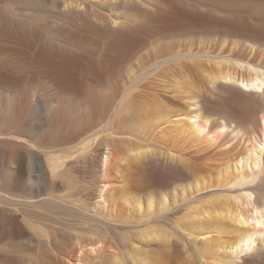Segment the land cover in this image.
I'll list each match as a JSON object with an SVG mask.
<instances>
[{
	"label": "bare ground",
	"instance_id": "obj_1",
	"mask_svg": "<svg viewBox=\"0 0 264 264\" xmlns=\"http://www.w3.org/2000/svg\"><path fill=\"white\" fill-rule=\"evenodd\" d=\"M1 1L6 2L4 0ZM82 1L83 6L82 4L75 6L78 12H88L91 7L97 11L96 5L86 0ZM152 1L141 0V4H151ZM159 1L161 5L157 6L154 9L155 11L153 10L154 12H147L143 22H141L142 24L129 28H120V26L111 28L116 31L117 35L106 41L104 39L102 45L98 39L93 37H98L95 34L103 32L104 27H111L108 24H96L91 30L89 29L91 32H88L91 33L90 35L93 34L92 37L88 33L67 32L69 39L80 42L85 47L89 45L91 50H86L83 47V49L76 48V46L72 47L68 43H64L56 30L51 29L53 32L46 30L47 32L44 33L43 31L41 33L38 31L40 33V42L32 54L34 56L33 62L43 67L45 73H48L54 79L55 87L60 93H65L66 95L74 94L77 96L76 98L80 99L83 105L81 107L83 110L81 111V108L79 110L81 111V116L85 117L90 114L97 116L98 109L100 110L101 107L104 109L109 106L108 95L110 94L108 92V97H102L100 93H95L91 90L92 86L102 81L104 75L113 71V67L121 57L137 48L142 35L150 32V27V30L152 28L155 29L156 33L154 34L161 35L190 30L202 32L204 30L209 33H216L217 38L215 40L218 47L215 46L217 49L206 52L209 57L206 61L210 62V65L212 64L211 69L206 64L208 69L204 70L205 68H203L205 74L202 73L203 77L207 76L205 78H207L209 90L212 93L210 95H214V97H211L208 93L196 90L193 78L190 80L184 75V78L187 77L189 79V84L191 83L192 85L193 83L192 86L195 90L188 84L190 87H185L182 82H178L176 89L172 88V92L165 93L166 98H169L168 101L173 100L171 104L164 102V99L158 95L156 97L158 101L156 103L157 108L156 106L145 108V119L142 120L145 122L143 124L148 126L147 128L151 126V129H159V132L164 135L172 136V138L179 136L180 139L190 138L192 144L186 145L188 147H177V144L174 145L179 140L173 142L172 145L169 144L173 148L171 147V151L166 152L168 156L163 159L166 163L180 166L179 168L183 171L186 169V172L190 173V175H193L192 171L199 170L200 167H203L201 166L202 164L207 163L206 161L210 159L208 152L211 153L213 151L203 152L199 148H193L195 142H198L201 138L202 140L205 138L206 141H216L217 144L214 143V145H217V150V147H219V150L223 146L225 148V145L229 144L231 140H234L237 143L236 145L242 146V151L235 152V156L227 162L223 158L226 162L223 165L225 170L222 171V174H220L221 170L218 171L219 173L217 172L222 177L215 180V184L212 182L213 184L206 185L207 181L199 183L198 179L196 180L197 177L192 180L193 182H188L182 189L181 199L177 200L176 196L174 198L177 202L175 209L185 206L186 213H183L182 222L191 229V234L196 232L195 237L209 234L212 230L224 232L225 227H222L221 224L224 220V222L227 221L229 223L230 227H228L230 229H226L225 232L227 234L231 233L232 236L230 238L222 240L218 239V236L216 238L218 240L215 242L214 239L209 237L203 240L201 248L206 249V252L213 256L209 258L211 262L206 258L205 262L207 263L208 261L207 264H237L236 260L240 258V253L243 252L245 257L242 256L244 257L242 258V264L264 263V249L257 250L259 246L264 247V0ZM6 3L8 6H0V21H5L12 14H16L12 13L15 8H12L11 2L7 1ZM212 3L214 4L212 5ZM72 9L70 8V10ZM35 15L40 16L37 18ZM23 17L32 29L35 26L43 25L39 24V20L43 19L42 14L32 12L27 17ZM118 24L120 25V23ZM32 29L24 30L23 36L25 38L34 37V30ZM4 34L9 39L7 41H10V39H21V35L13 31H6ZM98 38H100V35ZM202 53L204 55L205 52ZM0 54H2L1 51ZM96 54L97 56L95 57L94 55ZM191 54L193 55V53ZM166 57L168 58V56ZM176 57L179 56L176 55ZM186 58L188 59L186 60ZM186 58L184 55L182 59L188 61L193 56L192 58ZM196 59H193V61ZM33 62L31 61V63ZM1 63L0 69L3 67ZM159 64L158 62L159 69H161L163 64L161 63L162 67ZM155 65L158 69L157 63ZM164 65L166 67L167 64ZM186 65L188 64L186 63ZM189 65L193 66L192 64ZM173 66H176V63ZM198 66L200 67L199 64ZM165 67L161 70L162 73L164 71L167 73V68H173L172 66V68ZM185 67L187 70L189 66ZM195 67L193 66V68ZM156 68L154 71L157 70ZM177 68L180 67L178 66ZM184 68L181 70L184 71ZM156 72L159 71L157 70ZM162 73L157 75L162 76ZM186 80H184L185 83H188V80L187 82ZM21 81L24 82V79ZM21 81L9 76L3 82H0V264H15V242L23 245V250L18 252L16 256L21 257L25 264H83L84 259L88 256L91 257L92 253L98 256L105 252L115 257L116 264H124L125 260L122 262V256H120L121 259L120 257L118 258L117 251L119 248L122 249V247L126 246L123 242L122 246L120 245L116 234L118 230L125 226V223L120 220L124 218L122 211L130 205L132 206L130 209H137V211L141 212L143 200L139 190L135 191L132 189L133 191L131 190V192L130 188L126 189V187L124 190L122 189L124 186L120 188L117 185L115 175L118 169L116 170L115 160L118 157L119 141L124 139L117 136L132 135L135 137L133 128H130L126 122L122 121L125 118L121 120L119 116L117 118L120 119L116 120L114 127H110L109 122H106L100 128L94 129V131L89 130L91 132L88 133L85 130L86 126L85 128L83 126L84 132L81 133V128L80 132H77L81 136L83 135L78 143L75 141L76 144L67 149L58 148L50 140H52L51 136H53V133L62 130L63 123H66L65 118L67 119L69 116V114L67 117L64 116L65 110L68 109L63 106L65 102L62 104V101L60 102L61 99L57 100L58 98H56L52 102L51 107L48 106L47 113L42 109V112H45L44 115H46L44 120L39 115L41 113L38 114V109L36 112L31 108L33 106H29L31 103L29 95L23 93V91L18 92L16 90L17 83ZM163 84L161 82V86ZM56 96L59 97V93ZM176 98H180L175 101L182 108L175 104L174 99ZM39 106L42 108L43 105ZM160 106L164 109H159ZM33 112H36L43 122L37 121L36 126L31 128H28V124H30L28 123L26 124L27 128H24L25 123L23 126V120L27 119L28 121L29 113L36 115ZM30 114L29 117L31 116ZM36 118L37 116L34 120ZM32 119L30 120L33 121ZM72 122L70 121V123ZM137 122L139 125L140 121L137 120ZM80 124H82L81 121L78 125ZM129 128L132 131H127ZM145 128H140V130L143 129L141 130L143 132L147 129ZM150 128L149 130H151ZM147 130L145 133L148 132L147 134L149 135L154 129L150 132ZM57 132L56 134L58 135ZM103 132L107 133L102 134ZM214 132H217L215 133L216 135ZM84 134L86 135L84 136ZM65 135L67 136V134ZM127 142L129 143V140ZM214 145L213 148L215 149ZM174 147L177 148L174 149ZM228 147L231 146L228 145ZM123 149L127 151V148ZM145 150L139 146L133 150L130 148L129 152H133L134 157L138 158V156L146 152ZM227 151L225 150V153ZM218 152H221L220 154L222 155L223 151ZM126 154L125 157L127 156ZM230 155H233V152ZM230 155L228 156L230 157ZM121 159L126 160L124 158ZM212 160L214 159L212 158ZM188 170L191 171L188 172ZM229 185L231 186L229 187L230 189L240 186L241 189L236 191L243 192V194L226 195L225 200L221 202V196L216 195L219 193L217 192L214 194L215 196L209 195L208 198L201 200L202 202L192 204L198 196L196 193L199 191L211 188L209 189L210 191L213 187L220 188ZM153 202L152 196H148L145 201L143 210H146L147 219L153 216ZM166 202L167 199L163 196L161 200L162 209L168 210ZM126 205L128 206L126 207ZM157 226L159 225L146 227L142 230V236L145 239L150 238V240L155 238L166 240L167 238L165 239V237L167 235H164L162 231H158ZM210 227L212 229H209ZM131 248L133 249L132 246ZM139 248H134L135 256L140 258V261L148 260L149 253L146 252L147 250L142 251ZM204 250H202L203 253L205 252ZM219 250L222 252L220 253ZM127 252L129 254V251ZM150 257L152 258V256ZM147 262L144 263L162 264L159 257Z\"/></svg>",
	"mask_w": 264,
	"mask_h": 264
},
{
	"label": "rangeland",
	"instance_id": "obj_2",
	"mask_svg": "<svg viewBox=\"0 0 264 264\" xmlns=\"http://www.w3.org/2000/svg\"><path fill=\"white\" fill-rule=\"evenodd\" d=\"M4 1L11 2L10 4L12 5V8L13 7L15 8V9L13 8L14 11L12 13H16V14L11 13L13 16L14 15L15 16L13 17L11 15L7 20H5V21L1 20L2 22L0 21V51L2 53V54H0V60L3 58L2 60L6 61V62H4L1 60L2 63L0 62L1 64H3L2 69H0V71H1L0 72V82H3L9 76L15 77V78L19 79L20 81L22 79H24V82L23 81H21L22 83L18 82L17 85H19V86L16 85L15 88L18 92L23 91V93H26L27 95H29V98L31 99V101L29 100L31 102V103L29 102L30 103L29 106H33L34 108H36V109H34L33 107H31L34 111H36L38 109L37 110L38 114L41 113L39 115L44 120H45L46 115H44L45 112L43 113L42 109H43V111H46V113H47V110L49 109L48 106L51 107L52 102H54V100L56 98H58L57 100L61 99L60 102L62 101L61 102L62 104L65 102L63 104V106H65L64 108H68V109L65 110L66 112H64V116L67 117L69 114L70 117L68 116L67 119L65 118L66 123H63L64 125L61 128L62 130L60 132L56 131L58 133V135L56 134V132L53 133V136H51L52 140H50L51 142L53 141L52 144L57 145L58 148L62 147L63 149L64 148L67 149L70 146H73L74 144L78 143L79 140L83 137V135L81 136L80 134H78L80 132V128H81V133L84 132L83 126H84V128L86 126L85 130H87V132L89 133L91 131H94V129L96 130V129L100 128L106 122H109L110 127H114L116 125V120L120 119V118H121V120H122V118H125V119L127 118L126 120L123 119L122 121L124 123L126 122V124L128 126H130V128L132 127L133 128L132 130L135 132V133L133 132L135 137L132 135H131L132 137L128 136V135H124V137L117 136V137L122 138V139L124 138L125 141L123 139V140L119 141L120 143L118 144V147H119L118 148L119 150L117 152L118 157H116V160H115V166L117 167L116 170L118 169L117 170L118 172L116 171L115 176H116L117 185H119L120 188H122L124 186V188H122L124 190L127 187L126 189L130 188L129 189L130 191L132 189L135 191H137V190L140 191V193H139V191H138V193L142 197L141 199L143 200V203H142L143 208L141 209V212L137 211V209H134V210L130 209V208H132V206H130V205L129 206L126 205V207L127 206L128 207L123 209L122 212L124 214H122V216L124 215L123 216L124 218L121 217L123 219H120V220H122V222L125 223L124 224L125 226L123 225L124 226V227H122L123 229L121 228L120 230H118V232H116V234L118 236L117 241L120 242V245L123 242V243H125L124 245L126 247H122V249L119 248V250L117 251L118 258L120 256H122V258H123L122 262H123V260H125L124 264H145L148 260H152V259L158 258V257L161 260L162 264H186V262H187V264H207L208 261H207V263L205 261L207 259L210 260L209 258L213 257V256H212V254L209 255L206 252L207 251L206 249L204 250L203 248H201L203 246L202 245L203 240L209 237L210 239H214V242H215L218 239L225 240V239L230 238V236H232L231 233L227 234L225 232L226 229H230L229 223L227 221L224 222L225 221L224 220L223 223L221 224L222 227H225V229H224L225 234L222 231L217 232L216 230H212L209 233L210 235L206 234V235H200V236L195 237L196 232H193V234H191L190 233V232H192L191 229L186 227L185 223L182 222V217H184L183 213L184 214L186 213V209L184 208L185 206L180 207L179 209H175L177 202L175 201L174 198L176 196V199L180 200L182 197L181 192H182L183 187L185 185H187L188 182L192 181L196 177H197L196 180L198 179L199 183L200 182L202 183V181L203 182L207 181L206 185L213 184V183L215 184V182H216L215 180H217L219 177L220 178L222 177V176H219L218 171L221 170L220 174H222V171L225 170L223 165L230 158H233L235 156V154H236L235 152L238 153L239 151H242V149H241L242 146L236 145L237 143L234 140H231L229 144L227 143L225 145V148H223L224 147L223 146L219 150V147H217L218 148V150H217L216 149L217 145H214V143L217 144L216 141L214 142V141L208 140L209 141L208 142V141H206L205 138H203V140L201 138L200 140H202V141L199 140L200 142L199 141L195 142V146L196 145L197 146L196 147L194 146L193 148H195V149L199 148L203 152L213 150L212 151L213 153L208 152L210 161L208 160V161H206L207 163L201 165L205 169L203 167H200L199 170L194 171V172L192 171L191 173H193V175H190V173L188 174L186 172L187 171L186 169H185V171H183L182 169L179 168L180 166H176L173 164L166 163L163 160L165 157L167 158V156H168L167 153L169 152V150L171 151V149L173 148L171 146L173 144V142L179 140L181 142L177 141V142H175L174 145L177 144V147L178 146L188 147L189 145L192 144L190 138L183 139L181 137L182 139H180L179 136H175L176 138L173 136L174 138H172V136H167V135L162 134V132H159V129H156V128H153L154 130L151 129L152 128L151 126H149V128L151 127L150 128L151 130H149V128H147L148 126H146V124H143L145 122L142 119H145V117H144L145 108L151 107V106L152 107L156 106V103H158L156 97H158V95L164 99V102H168V104H171V102L173 100L170 99L171 101H168L169 98H166L165 93L168 94V93L172 92L173 89H176L177 85L179 84L178 82H182L183 84L182 83L181 84L184 85L185 87L191 86L192 89H194V87L192 86L194 83V85L196 86V88H195L196 90H199L200 92L208 93L209 95L212 94L209 90L208 81L206 80L207 78H205L207 76L203 77L204 75L202 73L205 74V71H203V68H205L204 70H206L208 68L211 69L212 64L210 65L209 64L210 62L206 61L209 59L206 52L208 53V51H211L212 49L213 50L217 49L218 46L216 45V40H215L217 38L216 33H209V32L204 31V30H203V32L202 31H196V30H190V31H186V32L173 33L170 35H161V34H154V33H156L155 29L152 28L150 30V28H151L150 27L149 28L150 32L146 35H142L140 43L137 45V48L134 49L135 51L132 50V51H130V53H127L125 56L121 57L119 59V61L115 64V66L113 67V69H112L113 71L104 75L102 81L95 83L92 86L91 90L93 92L100 93V96L102 95V97L103 96H106V97L109 96V98H108L109 99V106L104 108L106 111L104 109H102V107H101L100 110L99 109L97 110L98 112L96 111L98 113L97 116L96 115L94 116V114H92V115L90 114L91 116L87 115V116L83 117L80 115L81 111L83 110L81 108V107H83V105L81 104L80 99L76 98L77 96L74 94H69V95L67 94L66 95L65 93H60L55 87V84L53 81L54 79L51 78L48 73H45V70L43 69V67H40L39 65L34 64V62H33L34 56L32 54L34 53L35 49L38 46V43L40 42V39H39L40 33L42 31H43V33L47 32L46 30H48V31L50 30L51 32H53V30L54 31L56 30L57 33H59V36L62 38L64 43H68L72 47L73 46H76V48H82L83 47L84 49L86 48V50H91L90 49L91 47L89 45H86V47H85V45L81 44L80 42H77L74 40L72 41L71 39H69L68 33L78 31V32H81L83 34L88 33L90 35L91 34L90 33L91 28H93L96 24H101V25L108 24L111 27H108V26L104 27V30H103L104 33L103 32L97 33V34L94 33L98 37L100 35V38H98L96 36H94L93 38L98 39L102 45V43H104V41H106L107 39L113 38L117 35L116 31H114L111 28L116 27V26H120V28H125V27L129 28L131 26L134 27V26H138V25L142 24L141 22H143L145 14L147 12H154L155 11L154 9L157 6L161 5V2L159 0H157L158 2L156 0H153L151 4H144V3L141 4V0H124V1L123 0H86V1L90 2L91 4L96 5L97 11L92 9V7H91V9L88 12L87 11L78 12L75 6L77 4H82V6H83L82 0H4ZM1 2H0L1 7L4 5L8 6V4L6 2H3V1H1ZM16 4H17V6H16ZM213 4L214 3H212V5ZM70 8H73V9L70 10ZM32 12L43 15V19L41 18L39 20V24L40 23L43 24V25H41L42 28H40L41 26H39V27L35 26V28L32 29L28 25L29 23L26 21V19H24L23 16L27 17V15H29ZM2 13H5V12H2ZM39 16H36V17L38 18ZM115 22H117V23H115ZM118 23H120V25ZM123 24H125V25L123 26ZM127 25H130V26H127ZM82 26H83V28H82ZM30 29L34 30V32H33L34 37L25 38L23 36V31L24 30H30ZM51 29H53V30H51ZM6 31L7 32L13 31L15 33H19L21 35V39H19V40L10 39V41H7L9 39L4 34ZM58 31H60V32H58ZM88 31H90V32H88ZM102 33H103V35H102ZM92 35H90V36L92 37ZM70 42H72V43H70ZM213 45L214 46L216 45L217 47L216 46L214 47ZM194 52H195V54H194ZM202 52H205L204 55ZM179 53H181V54H179ZM191 53H193V55ZM196 53H198V54L200 53V54L199 55L197 54L198 55L197 56ZM176 55L179 57H176ZM184 55H185V58L186 57L192 58V56H193V58L192 59L189 58L188 61H184L185 59H182V58H184ZM194 55H195V57H194ZM94 56L96 57L97 54ZM166 56H168V58ZM205 56H206V58H205ZM195 58H197V59L195 61H193V59H195ZM187 59L188 58H186V60ZM203 59L206 63L203 61ZM164 60H165V63H164ZM198 60H200V61H198ZM31 61L33 63H31ZM180 61H184V62L181 63ZM158 62L160 63L159 65L161 67H162L161 63L167 64V65L165 67V65L163 64V67L161 69H159ZM170 62H171V65H170ZM155 63H157L158 69L156 68ZM174 63H176V66H173ZM186 63L188 65H186ZM196 63H197V66H196ZM189 64H192L194 67L195 66L196 67L193 68V66H191ZM198 64L200 65V67L198 66ZM206 64H207L208 68H207ZM184 65L189 66V67H187V70H186V67ZM167 66L168 67L172 66L175 69H173L172 67L171 68L173 70L169 69V68H167ZM178 66L180 68H177ZM164 67L167 68V73L164 71L165 74L162 73V71H161L162 69H164ZM191 67H192V69H190ZM155 68L159 72H156L157 70L154 71ZM183 68H184V71H182ZM168 69H169V72H168ZM193 69H194V71H193ZM26 70H29V71H26ZM177 70H179V71H177ZM158 73L160 75L162 73L164 76H167V77H164L163 75L162 76L157 75ZM156 75H157V77H156ZM184 75L187 76L188 78H190V80L193 78L192 85H191V83L189 84L190 81L187 77L184 78L185 77ZM181 76H183V77H181ZM182 78H184V79H182ZM185 79L188 80V83H185V81H184ZM187 80H186V82H187ZM149 81H151V82H149ZM142 82L143 83L145 82V83L143 84ZM161 82H162V84L164 83L163 85L165 87L163 85L161 86ZM147 83H149V84H147ZM150 83H151V85H150ZM174 83H176V84H174ZM154 84H155V86H153ZM187 84L190 86H188ZM175 85H176V87H175ZM168 86H170V87H168ZM149 87H151V88H149ZM179 90L184 91L183 89H179ZM43 92H44V94H43ZM58 93H59V97L56 96V95H58ZM107 93L110 95L107 96ZM112 93H113V95H112ZM156 93H157V95H156ZM30 94H31V96L32 95L33 96L31 97ZM210 96L214 97V95H210ZM178 99H180V98L174 99V102L176 105H177V102L175 100H178ZM142 102H143V104H141ZM178 102L182 103L180 101H178ZM111 103H112V105H111ZM122 103H123V106H122ZM144 104H145V106H144ZM175 104H174V106H176ZM182 104H184V103H182ZM39 105H43L42 108H40ZM124 105H127V106H124ZM177 106L179 108H182V106H180V104ZM120 107H122V108H120ZM124 107H126V108H124ZM80 108H81V111H79ZM135 108H136V110H135ZM141 108L144 109V111H142ZM156 108H157V106H156ZM39 109H41V110H39ZM129 109H130V111H129ZM159 109H164V108L162 106H160ZM39 111H41V112H39ZM127 111H129V112H127ZM36 112L35 113L33 112L36 115H32V113L31 114L29 113L31 115L30 117H32L33 119L30 118L29 114H28V121H27V119L23 120L22 125L25 123L24 124L25 126L23 125L24 128H27L26 124H28V123H30V124H28V126H29L28 128H31L32 126L33 127L36 126L37 121L43 122L42 118H40ZM141 112H142V114H141ZM122 114H123V117H122ZM131 114H132V116H131ZM36 116H37V118H36V120H34ZM119 116H120V118H117ZM30 119H32L33 121H31ZM87 119H89V120H87ZM91 120H93L94 122ZM137 120L140 121L139 125H138ZM24 121H27V122H24ZM70 121L74 122V123L72 122L74 126L72 125V123H70ZM80 121L82 122V124L78 125L80 123ZM90 121L92 124L90 123ZM33 122H35V123H33ZM131 123L133 124V126ZM142 125H143V127H142ZM167 125H170V124H167ZM128 126H126V128H128ZM88 127H90V128H88ZM145 127L149 130V132L153 130V132L149 134L152 137L147 134L148 132L145 133V131L147 130ZM130 128L127 129V131L131 130ZM140 128H143V129L145 128L146 130L142 132L141 130H143V129L140 130ZM137 129H138V131H137ZM89 130H91V131H89ZM68 131H70V132H68ZM75 132L76 133L78 132V133L76 134ZM60 133H64V134H60ZM105 133H107V132H103L102 134H105ZM215 133H217V132H214V134ZM65 134H67V136ZM75 135H78V136H75ZM85 135L86 134H84V136ZM65 136H66V138H65ZM69 136H70V138H69ZM148 136L151 138H149ZM76 138H78V139H76ZM128 140H129V143L127 142ZM188 140L190 143L187 142ZM75 141H77V142L75 143ZM154 141H156V142H154ZM64 142H65V144H64ZM130 142H132L133 144L132 143L130 144ZM136 142H137V144H135ZM147 142L149 143V145ZM203 142H206V143H203ZM122 143H125V144H122ZM197 143L198 144L200 143V145H198ZM155 144H156V146H155ZM169 144H171V145H169ZM186 145H188V146H186ZM213 145H214L215 149L217 150V152L223 151L222 155L220 154L221 152L220 153L216 152V150L213 148ZM228 145L231 147H228ZM139 146H140V148L142 147L143 150L146 149L145 150L146 152L143 155L138 156V158H135L133 155V152L130 153L129 150H130V148L132 150L134 148L136 149ZM226 146H227V148H226ZM204 147H206V148H204ZM123 148H127L128 153H127L126 149H123ZM176 148L174 147V149H176ZM221 149H223V150H221ZM161 150L163 153L161 152ZM225 150H228L227 153H225ZM231 150L233 152V155H230V154H232ZM122 152H124V153H122ZM150 152H151V154H150ZM119 154H122V155H119ZM125 154L127 155L126 157H125ZM128 154H131V155H128ZM214 154L216 157L214 156ZM228 155H230V157ZM119 156H121V157H119ZM121 158H124L126 160H123ZM212 158L214 160H212ZM223 158H224V160H226V162L223 160ZM216 165H217V167H216ZM183 166L184 165H182V167ZM183 168H185V166ZM190 171L188 170V172H190ZM117 173H120V174L117 175ZM121 176H122V178H121ZM257 180H255V181H257ZM229 187H231V186L229 185V186L220 187V188L213 187L212 188L213 191L212 190L209 191V189H211V188L205 189L203 191H199L198 193H196V195H198V196L195 198L196 200H194V202L192 204H194L195 202L198 203L201 200L203 201L205 198H208L209 195L215 196L214 194H216L217 192H219V193H217L216 195L221 196L220 197L221 202H223L225 200L226 195H235V194L241 195V193L243 194V192L236 191L238 189H241L240 186H235V187H232L231 189ZM216 189L219 191H217ZM208 191H209V193H207ZM148 196H152L154 199L153 207H152V211L154 213H153V216H150L147 219L146 210H143V209L145 207V201L148 198ZM163 196H165L167 199L166 204L168 206L167 205H164V206H167L168 210L162 209L163 206H161V200H162ZM125 211H126V213H125ZM156 224L159 225L156 227L159 229L158 231H162L164 233V235H167L165 237V239L167 238L166 240H163L161 238H158V239L155 238V239L150 240V238L145 239L144 236H142V230L143 229H145L146 227L151 226V225L156 226ZM182 229H183V231H182ZM209 229H212V227H210ZM185 235H187V236H185ZM217 237H218V239H216ZM143 240H144V242H143ZM132 243H134V244H132ZM194 243H195V245H194ZM20 244L21 243L15 242V264H25V261H23L21 259V257L19 258L18 256H16V254L18 252L23 250V247H22L23 245L22 244L20 245ZM131 246L133 247V249L131 248ZM136 246L138 248L140 247L139 249L142 251L147 250L146 252L149 253L148 254V260L145 259V261H140V258H137L135 256L136 254H134L135 251L133 252V250H134V248H137ZM191 248H193V249H191ZM263 249H264V247L259 246L257 250L260 251ZM202 250H204L205 252L203 253ZM127 251H129L130 255L128 254ZM219 251H220V253L222 252L221 250H219ZM243 253H240L241 256L238 255V256H240V258H237L238 259V260H236L237 264H242V258L245 257V255ZM108 254L109 253L105 252L103 254H99L98 256H95L92 253L91 257L88 256L86 259H84L83 264H116L115 257L114 256L112 257V255H110V254L108 256ZM132 255H134V256L130 257ZM93 256H95V257H93ZM150 256H152V258ZM242 256H244V257H242ZM120 259H121V257H120ZM209 262H211V260ZM260 264H264V263H260Z\"/></svg>",
	"mask_w": 264,
	"mask_h": 264
}]
</instances>
